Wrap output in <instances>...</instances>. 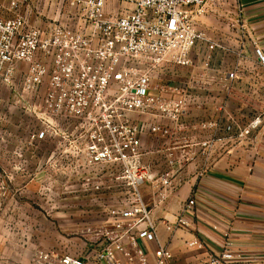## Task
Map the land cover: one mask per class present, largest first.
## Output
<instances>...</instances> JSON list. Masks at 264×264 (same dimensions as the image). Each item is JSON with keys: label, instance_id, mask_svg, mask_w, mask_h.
Returning <instances> with one entry per match:
<instances>
[{"label": "built area", "instance_id": "built-area-1", "mask_svg": "<svg viewBox=\"0 0 264 264\" xmlns=\"http://www.w3.org/2000/svg\"><path fill=\"white\" fill-rule=\"evenodd\" d=\"M209 1L72 0L74 10L41 24L16 10L10 16L0 13V77L13 83L23 64V88L36 99L34 111L48 124L65 123L73 141H82L86 161L115 166L136 196L108 218L92 255H64L60 264H87L91 259L105 264H170L173 252L160 240L154 210L175 188L188 154L175 156L169 150L172 166L158 176L151 172L143 163L145 123L147 118H169L177 127L184 125L180 119L186 95L166 97L170 90L154 79L166 65H191L199 42L205 40L210 48L218 45L199 26ZM117 2L132 8H120ZM17 6L12 1L11 9ZM256 53L264 65L262 49L257 47ZM228 76L235 79L237 70ZM261 122L257 116L244 127L229 123L223 130L246 137ZM50 134L49 125L34 136ZM215 142L203 141V146L210 153ZM147 182L156 183L152 204L140 191ZM195 206L190 197L177 214L164 217L166 230L174 234L189 228ZM53 257L41 254L50 264ZM200 264L244 263L226 247Z\"/></svg>", "mask_w": 264, "mask_h": 264}, {"label": "rangeland", "instance_id": "rangeland-1", "mask_svg": "<svg viewBox=\"0 0 264 264\" xmlns=\"http://www.w3.org/2000/svg\"><path fill=\"white\" fill-rule=\"evenodd\" d=\"M12 1L18 3L14 9ZM71 2L0 0V13L10 16L16 10L39 24L58 13L74 10ZM117 6L132 8L119 2ZM205 9L210 24L215 25L219 10L214 4ZM198 19L202 28L204 21ZM227 24L226 21L223 28L229 35L233 30ZM208 37L211 42L220 43L215 30ZM205 43L201 41L194 48L191 65H166L154 79L157 85L170 90L166 97L182 99L186 95L185 107L191 116L183 115L181 123H186L188 117L200 120L205 104L200 93L215 89V76L232 69L238 73L233 44L222 49L219 45L210 48ZM207 51L210 57H206ZM211 69L213 77L205 82ZM24 72L25 66L21 64L13 83L0 77V264H50L41 258L42 253L53 255V264H60L58 259L64 255H83L88 250L92 255L108 218L136 196L115 166L86 161L82 141H73L65 123L48 124L34 111L36 99L23 88ZM208 106L212 112L219 109L214 98L208 99ZM222 110L224 121L230 123L235 119L225 108ZM238 116L241 122L248 117L245 113ZM147 119L143 163L158 176L172 166L168 148L178 146L177 151L183 150L187 132L169 118ZM49 125L52 134L47 138L34 136ZM198 139L197 131L194 140ZM147 183L152 186V182ZM149 196L153 198L154 191Z\"/></svg>", "mask_w": 264, "mask_h": 264}, {"label": "crops", "instance_id": "crops-1", "mask_svg": "<svg viewBox=\"0 0 264 264\" xmlns=\"http://www.w3.org/2000/svg\"><path fill=\"white\" fill-rule=\"evenodd\" d=\"M208 3L207 7L214 4L219 10L217 22L210 24L206 9L200 16L204 21L201 26L207 34L215 30L222 49L228 44L235 46L238 73L235 79L229 78V71L215 76V89L200 93L205 98L200 120L196 122L188 117L183 125L187 132L184 149L168 148L175 156L186 152L188 159L178 171L175 188L164 204L155 208V218L161 242L168 244L173 252L170 264H200L208 255L226 247L239 263L264 264V65L256 53L257 47L264 53V0H210ZM29 20L33 22L31 17ZM226 21L233 30L229 35L223 28ZM206 57H210L209 51ZM211 71L207 72L205 82L213 77ZM213 98L219 106L215 112L208 106V99ZM222 108L234 116L230 123L237 126L244 127L257 116L262 122L245 141V137L223 130L229 122L223 120ZM239 113L248 115L246 121H240ZM187 115L191 116L188 109L184 116ZM197 131L199 139L194 140ZM203 141L217 142L209 153ZM155 185H141L148 204L154 201V196L149 195ZM190 197L196 201L195 214L189 215L190 227L171 234L162 219L177 214ZM149 246L152 249L154 244ZM88 253L89 250L81 257L90 256ZM87 264L105 263L92 260Z\"/></svg>", "mask_w": 264, "mask_h": 264}]
</instances>
